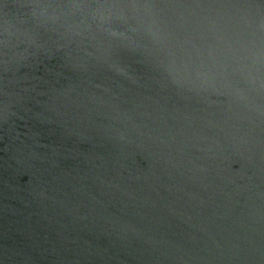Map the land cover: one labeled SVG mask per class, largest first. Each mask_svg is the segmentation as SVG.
I'll use <instances>...</instances> for the list:
<instances>
[{"label": "water", "instance_id": "1", "mask_svg": "<svg viewBox=\"0 0 264 264\" xmlns=\"http://www.w3.org/2000/svg\"><path fill=\"white\" fill-rule=\"evenodd\" d=\"M0 264H264V0H0Z\"/></svg>", "mask_w": 264, "mask_h": 264}]
</instances>
